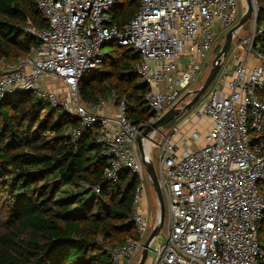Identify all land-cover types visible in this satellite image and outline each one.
<instances>
[{"label":"built area","instance_id":"1","mask_svg":"<svg viewBox=\"0 0 264 264\" xmlns=\"http://www.w3.org/2000/svg\"><path fill=\"white\" fill-rule=\"evenodd\" d=\"M116 3L38 0L49 26L41 31L28 28L40 46L0 66V100L35 92L52 108H62L78 120L73 140L96 130L95 142L108 158L105 182H116L123 171L138 176L132 215L138 239L106 247L112 264H135L151 231L145 207L148 175L138 138L167 111L192 99L215 29H230L240 14L237 0H141L133 19L120 30L110 17ZM252 3V34L234 38L211 88L194 110L195 117L210 122L204 143H198L201 135L196 130L178 127L166 134L154 131L145 139L151 159L156 157L159 164L165 202L164 243L153 249L158 237L154 240L148 264L264 263L258 239L264 219V31L258 28L260 0ZM113 42L131 46L141 57L135 70L154 113L144 127L128 119L126 101L118 104L114 91L98 104L80 96L79 81L105 61L103 48ZM107 106L115 111H97Z\"/></svg>","mask_w":264,"mask_h":264},{"label":"trees","instance_id":"2","mask_svg":"<svg viewBox=\"0 0 264 264\" xmlns=\"http://www.w3.org/2000/svg\"><path fill=\"white\" fill-rule=\"evenodd\" d=\"M140 2L117 0L112 24L123 29ZM260 5L264 31V0ZM31 26H49L38 0H0V63L40 46ZM110 45L105 61L79 81L80 96L98 104L114 91L118 104L126 101L128 119L144 127L154 113L135 70L141 57L131 46ZM77 126L75 117L35 92L0 100V264H112L107 246L138 239L132 221L138 176L123 171L116 182H105L108 158L96 130L73 140ZM258 239L264 250V219Z\"/></svg>","mask_w":264,"mask_h":264},{"label":"water","instance_id":"3","mask_svg":"<svg viewBox=\"0 0 264 264\" xmlns=\"http://www.w3.org/2000/svg\"><path fill=\"white\" fill-rule=\"evenodd\" d=\"M245 2H246V8H245L243 15L241 16L239 22L227 32L224 44L221 47L218 54L216 55L209 74L207 75L202 85L197 90L191 93L193 94L192 99L184 103L182 106H175L169 111H167L158 120L148 125L144 129L143 134L138 138V145H139L141 157H142L145 169H146V173L149 177L150 184L153 188V192L156 196L157 204L159 206V211H158L157 222L153 226L152 231L144 244V248L139 256L137 264L146 263L149 249L151 248V245L154 242V240L162 233V228H163L164 219H165L164 197H163V194L160 188L159 177H158L155 164L150 157V147L145 144V139L150 138L151 134L154 131H158L162 129L170 121L182 118L183 115L187 111L192 109L196 105V103L202 98V96L207 92L212 82L215 80L217 74L219 73L221 66H222V61L227 56L232 46L234 38L237 37L238 33L243 28L245 23L249 19L252 18L253 10H254L252 0H245Z\"/></svg>","mask_w":264,"mask_h":264},{"label":"rangeland","instance_id":"4","mask_svg":"<svg viewBox=\"0 0 264 264\" xmlns=\"http://www.w3.org/2000/svg\"><path fill=\"white\" fill-rule=\"evenodd\" d=\"M237 2H238V6H239V14H240L239 16L241 18V16L243 15V13L245 11V8H246V2H245V0H237ZM240 18H239V20H240ZM239 20L237 21V23L239 22ZM237 23H235L232 27H234ZM261 26L264 27V21H262ZM230 29H228V30H221L219 28L215 29L216 36H215V40L213 42L212 50L209 54V57L207 58V60L205 62L204 68L202 70V73H201L199 79L194 84V90H197L202 85V83L206 79L207 75L209 74V72L211 70V66L213 64V61H214L216 55L218 54V52L220 51L221 47L223 46L227 32ZM252 31H253V21H252V19H249L245 23V25L243 26L240 34H238V38L248 37L252 34ZM237 41H238V39L234 43H237ZM116 44H118V43H116ZM114 48H115V46L106 45L103 48V51H104V53H107L111 50H114ZM239 54L241 55L242 52H240ZM6 62H8V61L1 62L0 66L5 65ZM47 82H48V79H45V83H47ZM211 86H210V88H211ZM55 87H56V89L63 88V86L60 85L59 80H55ZM206 94L207 93H205L202 96V98L196 103V105L192 109L187 111L183 115L182 118H179L177 120H172L168 124H166L162 128V133L166 134L171 128L178 127L180 129H184V131H189L191 129L196 130L201 135V138H203L205 129L207 128V119H205V118L199 119V118L195 117L194 110H195V108H199L201 106ZM154 164H155V167L157 168V170H159V164H158L156 157H154ZM263 186H264V183H263ZM145 195H146L145 196V207H147L146 216L148 217V222L150 224V227L153 228V226L156 224L157 219H158L159 206L157 204V199H156V196L153 192V188L150 184L149 177L147 178V181H146ZM151 231H152V229H151ZM151 231H150V233H151ZM161 243H164L163 233H161L158 236L157 243H154L153 249L157 248ZM153 256L154 255L151 252L149 254V258L153 260L154 259ZM135 264H137V262ZM146 264H148V263L146 262Z\"/></svg>","mask_w":264,"mask_h":264},{"label":"crops","instance_id":"5","mask_svg":"<svg viewBox=\"0 0 264 264\" xmlns=\"http://www.w3.org/2000/svg\"><path fill=\"white\" fill-rule=\"evenodd\" d=\"M63 90H64L63 88L57 89L58 92H62ZM97 111L98 112H102V113H106V114H111V113H113L115 111V108L112 107V106H107V107L102 108V109H97ZM209 123H210L209 120H207V125H209ZM198 143L199 144H203L204 143L203 138H201ZM262 188L264 190L263 184H262Z\"/></svg>","mask_w":264,"mask_h":264},{"label":"bare ground","instance_id":"6","mask_svg":"<svg viewBox=\"0 0 264 264\" xmlns=\"http://www.w3.org/2000/svg\"><path fill=\"white\" fill-rule=\"evenodd\" d=\"M146 145H147V146H150L149 141H146Z\"/></svg>","mask_w":264,"mask_h":264}]
</instances>
